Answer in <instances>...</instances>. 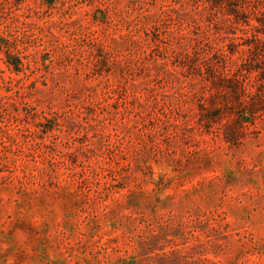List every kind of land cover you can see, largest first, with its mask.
<instances>
[{"label": "rangeland", "instance_id": "1", "mask_svg": "<svg viewBox=\"0 0 264 264\" xmlns=\"http://www.w3.org/2000/svg\"><path fill=\"white\" fill-rule=\"evenodd\" d=\"M246 1L239 26L226 0H0V264H264Z\"/></svg>", "mask_w": 264, "mask_h": 264}, {"label": "trees", "instance_id": "2", "mask_svg": "<svg viewBox=\"0 0 264 264\" xmlns=\"http://www.w3.org/2000/svg\"><path fill=\"white\" fill-rule=\"evenodd\" d=\"M209 5L213 6H220L224 2V0H206ZM264 0H255L254 2H259ZM246 0H226V6L224 9L225 16L229 17L233 23L239 26L248 25L249 15L253 12H258V8L253 7V5L250 7L247 5ZM236 40V37H233V42ZM231 52V51H229ZM209 71L214 76L215 82L217 86L220 87V89L225 90L227 95L229 97H233L236 102H239V104H250L251 103V96L248 95L245 87L240 83L238 75H240L243 71L247 72V70H243L241 68L237 69L231 77H229L225 73V66H221L220 68L218 65L213 63L209 59ZM214 72H218L220 76L216 78L214 75ZM260 77L264 80V68L262 69V72L260 73ZM232 95V96H231ZM250 108L254 109V105L251 103ZM255 107V111L252 113H262L264 109L260 108L258 105V108ZM216 111V110H214ZM216 114V113H215Z\"/></svg>", "mask_w": 264, "mask_h": 264}]
</instances>
